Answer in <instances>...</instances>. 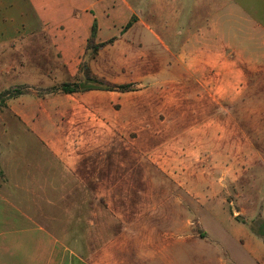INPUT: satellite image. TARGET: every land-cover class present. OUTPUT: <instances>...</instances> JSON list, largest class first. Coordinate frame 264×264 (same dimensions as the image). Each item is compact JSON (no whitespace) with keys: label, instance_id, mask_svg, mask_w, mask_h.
Returning <instances> with one entry per match:
<instances>
[{"label":"rangeland","instance_id":"1","mask_svg":"<svg viewBox=\"0 0 264 264\" xmlns=\"http://www.w3.org/2000/svg\"><path fill=\"white\" fill-rule=\"evenodd\" d=\"M238 1L245 8H256L255 18L264 23V0ZM39 38L38 34L29 37L34 39L31 42ZM95 48L99 46L93 47L90 57ZM109 50L112 64L96 63L91 75L107 84H133L132 92L64 97L59 87L84 82L87 63L74 78L50 75L17 87L29 94V105L46 98L56 102L55 111L29 107V112L37 119L52 112L55 131L51 133L60 141L52 149L33 127L29 136L20 127L13 129L19 140L18 158L23 161L18 164L24 169L28 160L32 170L19 178L35 191L43 188L38 189L39 183L61 182L69 189L43 192L55 202L71 200L73 207L67 206L68 216H62L63 207L51 205L48 221L41 223L47 218L48 199L42 196L37 199L42 201L40 212L34 215L42 225L7 219L3 228L29 232L34 264H106L107 244L125 231L137 238L130 241L141 242L142 249H152L158 238L198 242L190 257L194 264L207 258L212 264H217V257L229 259L225 249L234 253L233 242L218 238H226L230 221L255 219L259 224L264 216V64L243 65L245 78L235 95L192 94L194 86L186 83L183 73L177 72L183 83L174 84L177 79L154 77L158 63L140 62L120 44ZM0 105L2 119L5 104L0 101ZM4 130L1 126L2 185L9 183L5 174L9 167L3 165L9 151L1 142V136L8 134ZM42 170L51 174L38 172ZM69 177V184L62 185ZM1 189V198L12 197ZM0 209L5 211L1 214L13 215L10 208ZM38 226L49 237L42 238Z\"/></svg>","mask_w":264,"mask_h":264},{"label":"crops","instance_id":"2","mask_svg":"<svg viewBox=\"0 0 264 264\" xmlns=\"http://www.w3.org/2000/svg\"><path fill=\"white\" fill-rule=\"evenodd\" d=\"M258 14L256 8H245L238 0H0V96H5L0 101L5 104L6 112V116L0 119V127L5 128L3 134L8 129V134L1 136V142L5 145V152L9 150L3 163L9 167L5 170L9 183L2 185L5 183L0 182V189L12 195L8 199L0 197V208H10L13 213L1 214L5 211L0 209V264L35 263L33 253L29 252V232L7 231L2 222L23 219L27 223L41 224L49 219V206H62V216H68L67 206L73 207L71 200L55 202L48 197L49 194H44V189H69L61 187L60 181L57 185L39 183L38 189L43 188L35 191L25 178H19L32 170H29L28 160L24 169L18 164L23 161L18 158L19 140L13 137V129L20 127L29 136V127H33L42 140L50 142L52 149L57 141L60 144L51 133L55 131L52 112L49 117L38 119L29 112V107L55 111L56 102L46 98L29 105V94L25 89L17 88L19 85H29L33 79H48L50 75L74 78L84 63L88 68L85 81L96 78L97 75H91V69L98 62L110 66L109 48L120 44L140 62L158 63L159 74H154L155 78L169 77L173 82L177 79L174 84L183 83L178 80L179 71L186 83L194 86L192 94L235 95L245 78L243 65L264 64V23L255 18ZM35 34L40 38L31 42L34 39L29 37ZM96 46L99 48H95L90 57ZM60 87L58 90L62 92ZM15 89L22 93L17 96L8 94ZM95 92L118 91L78 93L91 95ZM63 94L64 97L71 95ZM45 126L47 131L42 130ZM48 155L56 159L55 154ZM66 172L69 176L72 174ZM69 179H65L62 185L69 184ZM42 196L48 197L44 207L47 218L38 223L34 215L40 212L38 208L42 201L37 199ZM73 204L76 207V203ZM256 221H230L229 239L224 236L218 240L233 242L235 252L225 249L229 259L217 257V264H264V239L255 230L264 223V216L259 224H255ZM43 226L37 229L42 238L48 236ZM125 232L107 244L106 264H194L190 257L193 258L198 242L188 238H158L153 241L152 249H142L141 242L130 241L137 238L127 236ZM222 244L227 247L226 242ZM156 247L165 249L156 250ZM119 250H122L121 256L115 257ZM95 264L99 263L96 261ZM201 264L212 263L207 258Z\"/></svg>","mask_w":264,"mask_h":264},{"label":"trees","instance_id":"3","mask_svg":"<svg viewBox=\"0 0 264 264\" xmlns=\"http://www.w3.org/2000/svg\"><path fill=\"white\" fill-rule=\"evenodd\" d=\"M96 28L93 30V34L95 33ZM60 90L66 94H73L78 92H86L90 90H106V91H118V92H129L133 90V86L131 84L126 85H110L105 84L97 78L90 77L83 83H74V84H63L60 87ZM22 92L19 89H15L12 92H8L11 96L20 95ZM4 94L0 96V100L4 98ZM259 235H261L264 239V223L260 225L257 229Z\"/></svg>","mask_w":264,"mask_h":264}]
</instances>
